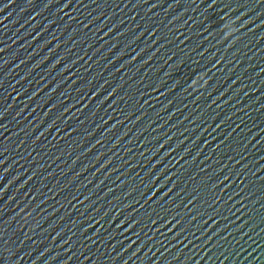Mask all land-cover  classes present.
Masks as SVG:
<instances>
[{"label":"water","instance_id":"95a60500","mask_svg":"<svg viewBox=\"0 0 264 264\" xmlns=\"http://www.w3.org/2000/svg\"><path fill=\"white\" fill-rule=\"evenodd\" d=\"M0 264H264V0H0Z\"/></svg>","mask_w":264,"mask_h":264}]
</instances>
